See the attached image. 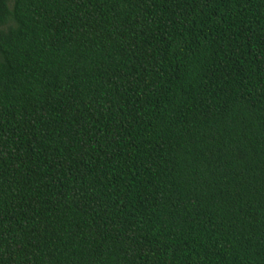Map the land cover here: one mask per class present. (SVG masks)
Here are the masks:
<instances>
[{"label": "trees", "instance_id": "16d2710c", "mask_svg": "<svg viewBox=\"0 0 264 264\" xmlns=\"http://www.w3.org/2000/svg\"><path fill=\"white\" fill-rule=\"evenodd\" d=\"M0 264H264V0H0Z\"/></svg>", "mask_w": 264, "mask_h": 264}]
</instances>
